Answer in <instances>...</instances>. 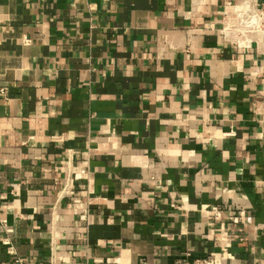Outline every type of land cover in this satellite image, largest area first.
<instances>
[{
  "label": "crops",
  "instance_id": "crops-1",
  "mask_svg": "<svg viewBox=\"0 0 264 264\" xmlns=\"http://www.w3.org/2000/svg\"><path fill=\"white\" fill-rule=\"evenodd\" d=\"M244 1L0 0V262L264 264Z\"/></svg>",
  "mask_w": 264,
  "mask_h": 264
},
{
  "label": "built area",
  "instance_id": "built-area-1",
  "mask_svg": "<svg viewBox=\"0 0 264 264\" xmlns=\"http://www.w3.org/2000/svg\"><path fill=\"white\" fill-rule=\"evenodd\" d=\"M238 8V7H237ZM239 12H237L238 16V24H240L242 28V32L244 34H249L250 32H261L263 30V21H264V13L263 10L258 6L257 1L255 0H246L241 5H239ZM0 93L4 97V100L7 102L9 100L7 89H0ZM88 168H81L79 171V177H74L73 180L77 181L81 178V176H87ZM66 188V189H65ZM64 190L68 191L69 186L66 185ZM66 191V192H67ZM82 204L75 200L72 204L74 208H79ZM84 210V209H83ZM80 220L83 222H88V214L87 211L81 213ZM8 246L7 253L11 256L10 262H0V264H27L24 258L17 256L14 248L10 246V244L6 243ZM140 264H159V263H151L147 261H142ZM163 264H220V261L212 258H182L178 259L172 263H163Z\"/></svg>",
  "mask_w": 264,
  "mask_h": 264
}]
</instances>
